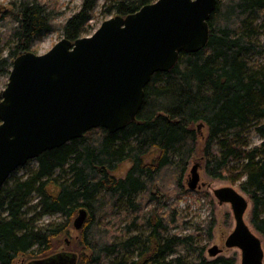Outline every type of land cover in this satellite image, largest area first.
Instances as JSON below:
<instances>
[{
	"label": "trees",
	"instance_id": "obj_1",
	"mask_svg": "<svg viewBox=\"0 0 264 264\" xmlns=\"http://www.w3.org/2000/svg\"><path fill=\"white\" fill-rule=\"evenodd\" d=\"M97 1L83 0L62 26L64 38L84 36ZM156 1L106 0L105 14L126 17ZM49 7L44 0L10 3L8 29L0 33V83L17 57L36 52L54 30ZM209 27L205 49L180 54L172 70L153 76L134 122L116 133L91 130L41 154L28 177L9 179L0 190V264L49 253L81 209L88 218L77 264H235L227 257L207 260L199 232H174L182 219L161 184L169 177L182 188L201 123L208 129L206 173L225 179L237 164L241 177L234 182L250 197L251 225L264 239V0H218ZM252 128L261 143L248 149L240 134ZM127 162L126 176H116ZM56 214L65 220L38 225Z\"/></svg>",
	"mask_w": 264,
	"mask_h": 264
},
{
	"label": "water",
	"instance_id": "obj_2",
	"mask_svg": "<svg viewBox=\"0 0 264 264\" xmlns=\"http://www.w3.org/2000/svg\"><path fill=\"white\" fill-rule=\"evenodd\" d=\"M217 6L218 0H157L106 20L91 36L75 42L63 38L45 54L17 57L0 102V190L44 152L91 130L116 133L134 122L153 76L172 70L180 54L207 47ZM200 167L191 169V190L200 187ZM214 196L231 205L236 221L226 247L241 250V264H264V239L245 221L248 199L233 187L215 189ZM87 218L81 209L77 231ZM209 253L215 257L221 250ZM29 264H77V257L62 253Z\"/></svg>",
	"mask_w": 264,
	"mask_h": 264
},
{
	"label": "rangeland",
	"instance_id": "obj_3",
	"mask_svg": "<svg viewBox=\"0 0 264 264\" xmlns=\"http://www.w3.org/2000/svg\"><path fill=\"white\" fill-rule=\"evenodd\" d=\"M15 0H0V33L8 29V20L6 15L10 10V3ZM49 3V8L54 14L55 28L53 31L42 36L38 46L36 54H45L50 51L58 42L63 38L62 26L66 21L75 13H77L81 7L83 0H44ZM106 0H98L94 11L92 12V19L86 27V33L83 37L93 35L100 26L108 19L113 16L105 14ZM8 82L7 78H2L0 83V89H5V85ZM195 129L199 132L197 149L193 155L188 171L185 175L183 185L181 189L175 187V181L172 178L166 177L161 183L165 186L168 193L172 196L169 203H173L178 210L182 223L174 230L175 233H181L182 235H188L192 232H199L200 245L204 249V256L207 260H214L219 257H227L235 260V264H241L242 253L238 248H228L226 247V240L229 235L234 231L236 226V221L234 218L233 210L230 204H220L217 198L214 196V190L222 187H233L238 192H240L249 201V209L245 215V221L250 227L251 225V215H252V201L248 195L243 193L239 187V182H234L236 177H241V170L237 169V164H232L230 170L228 171L225 179H213L206 173L208 157L205 156V145L208 138L207 127L198 130V125ZM253 128L242 131L240 134L241 141L247 140V148H253L261 143V138L253 133ZM246 148V149H247ZM157 153L153 152L152 156L155 157ZM199 163L200 164V187L196 190H191L188 187V182L191 175L192 167ZM38 166L37 160H32L27 163L24 167L19 168L15 173L12 174V180L10 184L16 179L26 178L32 173V170L36 169ZM131 164L129 162L122 164L115 175L124 178L130 168ZM168 174H165L166 176ZM241 179V178H240ZM9 181V180H8ZM205 184L202 186V184ZM202 186V187H201ZM35 200L32 204L36 203ZM151 203H147L146 207L149 208ZM78 214L71 221L70 227L66 232L56 239L54 243V249L47 254L39 255L38 253L26 254L20 256L16 260V264H29L33 259H42L45 255L50 254H75L80 255L82 247L80 245L81 230L77 231L74 226V221ZM126 218L121 216L120 221L122 222ZM65 219L61 214H56L54 216H49L43 218L39 222V226L47 225L48 223H60ZM121 222H118V224ZM213 226L211 236L208 234V227ZM253 229V228H252ZM217 247L221 250V253L215 257H212L209 251ZM39 252V251H38Z\"/></svg>",
	"mask_w": 264,
	"mask_h": 264
}]
</instances>
